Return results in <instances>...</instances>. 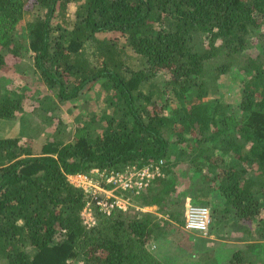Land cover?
<instances>
[{"label":"trees","instance_id":"obj_1","mask_svg":"<svg viewBox=\"0 0 264 264\" xmlns=\"http://www.w3.org/2000/svg\"><path fill=\"white\" fill-rule=\"evenodd\" d=\"M34 8L43 15L28 24L25 45L16 29ZM26 57L57 104L100 84L104 107L99 117L86 112L71 140L54 127L41 153L0 138V264H158L145 248L152 216L135 207H160L177 192L165 169L172 147L264 239V0H0V122L25 113L27 83L18 91L4 82L22 89L16 72ZM232 66L244 75L238 120L207 100ZM158 161L164 177L127 194L131 208L96 210V225H83L88 198L68 175ZM253 257L234 251L224 264H257Z\"/></svg>","mask_w":264,"mask_h":264},{"label":"rangeland","instance_id":"obj_2","mask_svg":"<svg viewBox=\"0 0 264 264\" xmlns=\"http://www.w3.org/2000/svg\"><path fill=\"white\" fill-rule=\"evenodd\" d=\"M75 2L69 5L68 15L72 18L75 11ZM43 15V11L34 8L24 14L17 31L26 45L30 39L28 30L31 22ZM101 35L100 37H102ZM122 39V38H121ZM22 66L18 65L21 72L19 86L27 83L29 89L25 94V113L16 119H8L0 122V138H19L21 142L33 145L34 153H41L42 147L55 133L54 127L61 128V136L68 137L69 140L75 137V129L82 127L85 122L84 114L94 112L97 117L104 107V101L100 84H95L79 99L57 104L56 98L42 85L39 79L32 73L31 59L26 57L21 60ZM213 64H211L212 66ZM243 66V64L241 63ZM217 66H212L211 69ZM209 77L215 78L210 73ZM16 78L13 77V80ZM244 75H240L237 68L232 66L224 74L216 77L215 83L208 91L210 111H214L215 106H221L220 113L226 114L229 119H239L241 112L239 103L242 97V85ZM4 84L7 88L18 91L23 90L6 80ZM45 98V101H42ZM162 99L157 104L161 109ZM217 114V116H221ZM51 119L50 123L45 119ZM230 122V120H228ZM60 134V133H59ZM208 135V134H207ZM66 139V140H68ZM65 140V141H66ZM31 141V142H30ZM212 141L206 143L204 148L194 150L197 154H204L207 148H211ZM225 163H232L229 155L224 157ZM169 165L176 180L177 192L162 201V206L135 207L137 211L147 213L152 216L151 232L147 236L146 251L158 264H224L227 260L222 251L227 250L229 244L232 247L239 243L242 238L246 239V232L254 234L249 240L248 252L254 257L257 264H264V239L257 235L258 222L244 223L237 220L234 210L226 206L225 200L219 194L213 182L205 179L203 173L196 172L188 156H182L178 147H172L169 153ZM168 164V163H167ZM162 171V169H161ZM120 194V193H118ZM120 196H127L121 194ZM190 207H206L210 211L214 226L209 227L206 234L190 233L185 229L186 213ZM170 215H173L172 218ZM212 224V221H211ZM212 227V229H211ZM248 234V236H250ZM252 234V235H253ZM228 235L231 236L228 242ZM233 242V243H231ZM235 242V243H234ZM254 247V246H256ZM228 251V250H227ZM244 251V250H243ZM223 252V253H225ZM230 257V256H229ZM255 258V259H254Z\"/></svg>","mask_w":264,"mask_h":264},{"label":"built area","instance_id":"obj_3","mask_svg":"<svg viewBox=\"0 0 264 264\" xmlns=\"http://www.w3.org/2000/svg\"><path fill=\"white\" fill-rule=\"evenodd\" d=\"M163 162L149 163L138 168L128 166L119 171L93 169L87 174L68 175L70 185L84 192L88 200L80 215L83 225H96L95 211L110 216L114 210L127 211L131 201L121 194L139 195L158 178H163ZM120 193V194H118ZM211 225L210 211L206 207H190L186 213L185 229L192 233L206 234Z\"/></svg>","mask_w":264,"mask_h":264},{"label":"crops","instance_id":"obj_4","mask_svg":"<svg viewBox=\"0 0 264 264\" xmlns=\"http://www.w3.org/2000/svg\"><path fill=\"white\" fill-rule=\"evenodd\" d=\"M211 221H212L211 226H214V218L212 220V216H211ZM211 229H212V227H211ZM190 233H192V232H190ZM248 234L249 233L246 232V239H245V237L242 238L239 243L234 244L232 247H230L231 244H229L227 246V250L228 251L227 250H226V252L225 251H222V253H220V254H223L225 257L227 255V259H229L230 258L229 256H231L234 251H243V250L246 251V250H248L249 249V246H250L248 244L250 242L249 240L254 236L253 233H252L253 235L252 234H249L250 236H248ZM230 238H231V236L228 235V242L230 241ZM231 243H233V242H231ZM250 243L253 244L252 242H250ZM254 247L258 248L257 245L254 246ZM223 252H225V253H223Z\"/></svg>","mask_w":264,"mask_h":264}]
</instances>
